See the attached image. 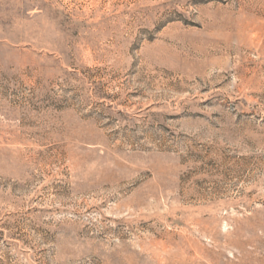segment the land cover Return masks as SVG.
I'll use <instances>...</instances> for the list:
<instances>
[{
  "label": "rangeland",
  "instance_id": "obj_1",
  "mask_svg": "<svg viewBox=\"0 0 264 264\" xmlns=\"http://www.w3.org/2000/svg\"><path fill=\"white\" fill-rule=\"evenodd\" d=\"M0 264H264V0H0Z\"/></svg>",
  "mask_w": 264,
  "mask_h": 264
}]
</instances>
